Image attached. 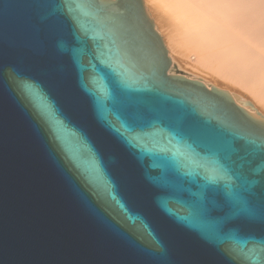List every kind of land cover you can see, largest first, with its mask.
Returning <instances> with one entry per match:
<instances>
[{
    "label": "water",
    "instance_id": "obj_1",
    "mask_svg": "<svg viewBox=\"0 0 264 264\" xmlns=\"http://www.w3.org/2000/svg\"><path fill=\"white\" fill-rule=\"evenodd\" d=\"M170 67L143 0H0V264H264V118Z\"/></svg>",
    "mask_w": 264,
    "mask_h": 264
},
{
    "label": "bare ground",
    "instance_id": "obj_2",
    "mask_svg": "<svg viewBox=\"0 0 264 264\" xmlns=\"http://www.w3.org/2000/svg\"><path fill=\"white\" fill-rule=\"evenodd\" d=\"M143 3L167 50L169 72L177 68L227 92L247 112L242 103L248 102L264 118V0Z\"/></svg>",
    "mask_w": 264,
    "mask_h": 264
},
{
    "label": "rangeland",
    "instance_id": "obj_3",
    "mask_svg": "<svg viewBox=\"0 0 264 264\" xmlns=\"http://www.w3.org/2000/svg\"><path fill=\"white\" fill-rule=\"evenodd\" d=\"M150 18L152 19V16H150ZM153 20V19H152ZM155 25V24H154ZM174 68V67H173ZM171 68V71L169 72L170 74H183V76L185 75V77H187V75L183 72V71H181V70H179V69H177V68ZM211 86V85H210Z\"/></svg>",
    "mask_w": 264,
    "mask_h": 264
},
{
    "label": "snow or ice",
    "instance_id": "obj_4",
    "mask_svg": "<svg viewBox=\"0 0 264 264\" xmlns=\"http://www.w3.org/2000/svg\"><path fill=\"white\" fill-rule=\"evenodd\" d=\"M37 99H38V101L41 102V106H42V107H44L45 109L48 108V105H47L46 103H44V102L41 100V98L37 97Z\"/></svg>",
    "mask_w": 264,
    "mask_h": 264
}]
</instances>
